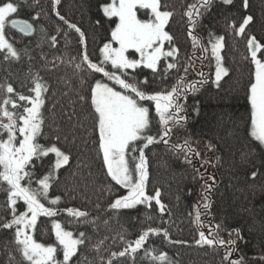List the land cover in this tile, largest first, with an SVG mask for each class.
<instances>
[{
  "label": "snow or ice",
  "instance_id": "6c2138e0",
  "mask_svg": "<svg viewBox=\"0 0 264 264\" xmlns=\"http://www.w3.org/2000/svg\"><path fill=\"white\" fill-rule=\"evenodd\" d=\"M217 2L225 6L234 4V0H194L187 4L182 15L186 17V38L191 52L185 53L182 63L180 46L169 31L175 12L164 0H105L100 7L102 17L95 23L99 28L107 24V39L98 46L95 61L88 52L87 34L57 10L61 0H51L52 12L66 27H57L56 34L51 36L42 28L43 38L50 41V47H56L62 37L67 49L75 34L76 56H70L66 62L74 64L82 85L88 83L85 77L94 81L88 85L87 95L79 99L90 108L98 156L110 178L109 195H115L108 204L109 210H135L138 206L151 209L154 204L161 223H167L163 216L171 213L161 201L160 189L147 191L150 173L146 150L150 146L163 144L181 164L188 166L194 167L199 161L204 168L210 163V157L200 151L198 140L189 136L172 142V135L176 128H184L187 123L188 96L210 82L207 74L196 70V61L214 62L215 79L211 83L217 86L229 75L221 55L225 37L211 30L206 37L202 35L203 19ZM21 3L27 0H0V53L6 61L20 59V53L6 38V25L24 36H31L35 31L28 20L10 19ZM242 6L248 9L250 0H242ZM33 19L38 20L39 16ZM254 21V16L248 14L238 26L232 22L227 27L236 37L246 40L248 55L245 59L251 65L245 93L250 106L246 123L250 137L264 148V37L258 38L247 31ZM144 70L151 73L152 81L147 75L138 78ZM174 72L176 76L170 86L160 90L152 87L153 81H168ZM190 72H195L198 78H190ZM96 74H100V78ZM29 77L30 85H20L26 87L29 94L17 91L12 83L0 84V191L6 194L4 204L0 205L5 213L0 216V231L9 232L8 244L20 257L17 261L16 255L9 251L5 264H93L83 255V249L91 240L87 230H69L57 219L66 212L77 225L94 227L96 224L86 210L62 208L63 196L51 195V190L59 183L61 169L70 166L71 153L62 148L59 130L41 142L45 137L44 110L49 85L38 73H30ZM153 127H158L156 134H152ZM213 150L210 142L205 145V152ZM194 171V180L203 179L200 169L194 167ZM256 175L252 172L253 177ZM214 182L215 177L209 176L200 185V198L189 213L198 234L194 243L202 248L224 249V264H245L243 258L230 259L238 250V241H243L240 229L228 230L222 221L205 223L204 218L212 215ZM41 217L50 221L47 233L52 237L50 242L36 238ZM225 231L227 239L221 236ZM152 236L171 243H187L172 240L166 228L149 226L132 240L125 241L124 234H120L125 246L111 252L106 259L99 257L100 264H119L121 258L136 264L141 252V260H147L148 264H172L165 251L148 246ZM102 244L103 241H99L92 249L99 252ZM259 260L264 262V255Z\"/></svg>",
  "mask_w": 264,
  "mask_h": 264
},
{
  "label": "trees",
  "instance_id": "16d2710c",
  "mask_svg": "<svg viewBox=\"0 0 264 264\" xmlns=\"http://www.w3.org/2000/svg\"><path fill=\"white\" fill-rule=\"evenodd\" d=\"M104 2L61 0L57 6L61 15L76 23L87 34L88 52L94 61L98 46H102L107 39V24L99 28L95 23L102 17L100 7ZM164 2L175 12L169 31L180 46L183 63L185 53H190L191 47L186 38V17L182 14L187 4L194 0ZM248 14L254 16L255 21L247 31L258 38L264 37V0H250V7L246 10L242 0H234L231 6L217 2L211 13L203 19L205 27L202 35L206 37L207 31L211 30L225 37V48L221 55L225 66L229 68V75L217 86L211 83L215 79L214 62L196 61V70L207 74L210 82L199 92L188 96L187 123L184 128H176L172 135V142L182 141L189 136L199 141L200 151L210 157V163L204 168L200 167L199 161L194 164L203 173V179L197 177L194 180V167L181 164L163 144L150 146L146 150L150 173L147 191L152 193L154 189H160L161 201L171 213L170 216H163L167 223H161V215L154 204L151 209L144 206L119 212L108 209L115 195H109L110 178L106 176L98 156L90 108L79 99L81 95H87L88 85L94 81L85 77L88 83L82 85L74 64L66 62L70 56H76L75 34L67 49L62 37L56 47H50V41L43 38L42 28L51 36L56 34L57 27H66L52 12L51 0H27V3L20 4L18 12L13 15L15 19L33 23L35 31L30 38H23L6 26V37L20 53V59L6 61L4 54L0 53V84L12 83L17 91L29 94L27 88H21L20 85H30L29 74L38 73L49 85L44 110L45 137L41 142L59 130L62 148L71 153L70 166L61 169L59 183L51 190V195L63 196L60 207L86 210L90 213V219H95L93 227L77 225L66 212L57 217L69 230H87L91 240L88 247L83 249V255L93 264H100L99 257L106 259L111 252L123 249L125 242L120 240V234H124L125 241L132 240L149 226L168 229L172 240L187 241L180 244L158 236L150 237L148 246L165 251L172 264H224V249L202 248L194 243L198 234L190 222L189 213L193 212V205L200 198V185L209 176L215 177V182L210 209L212 215L204 218L205 223L222 221L228 230L240 229L243 241H238V250L230 259L243 258L245 264H264L259 260L264 255V148L250 137L246 123L250 106L245 93L251 70L249 61L245 59L248 55L246 40L236 37L227 27L232 22L238 26L242 17ZM36 15L39 16L38 20L33 19ZM145 75L152 81L148 70L141 72L138 78L143 79ZM189 75L192 79L198 78L195 72ZM175 76L174 72L168 81L157 79L153 81L152 87L156 90L168 87ZM96 77L100 78V74H96ZM152 129V134H156L158 127ZM64 136H67V141H64ZM209 142L214 150L205 152V145ZM44 163L47 166V159ZM254 171L257 173L255 177L252 176ZM5 200L6 194L0 191V205ZM3 215L5 213L0 209V216ZM149 216L151 219H148ZM49 230V219L41 217L36 238L50 242L52 237L47 234ZM221 236L227 239V232H222ZM10 238L9 232L0 231V264H5L9 251L16 255L17 261L20 259L8 244ZM99 241H103V244L97 252L92 249V245ZM142 256L143 252L137 255L136 264H148L147 260H141ZM119 264H130V261L121 258Z\"/></svg>",
  "mask_w": 264,
  "mask_h": 264
},
{
  "label": "water",
  "instance_id": "95a60500",
  "mask_svg": "<svg viewBox=\"0 0 264 264\" xmlns=\"http://www.w3.org/2000/svg\"><path fill=\"white\" fill-rule=\"evenodd\" d=\"M8 28H9L10 31L17 33L18 35H20V36L23 37V38H24V37H25V38H30V37L33 35V34H32L31 36H24V35H23L22 33H20L18 30H13V29L10 27V25H8Z\"/></svg>",
  "mask_w": 264,
  "mask_h": 264
},
{
  "label": "rangeland",
  "instance_id": "374dc122",
  "mask_svg": "<svg viewBox=\"0 0 264 264\" xmlns=\"http://www.w3.org/2000/svg\"><path fill=\"white\" fill-rule=\"evenodd\" d=\"M10 19H13V16L10 18ZM8 27V25H6ZM7 38V37H6ZM152 132H153V129H152Z\"/></svg>",
  "mask_w": 264,
  "mask_h": 264
}]
</instances>
